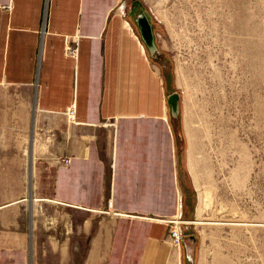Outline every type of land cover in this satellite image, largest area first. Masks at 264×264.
I'll return each instance as SVG.
<instances>
[{
  "label": "crops",
  "instance_id": "crops-1",
  "mask_svg": "<svg viewBox=\"0 0 264 264\" xmlns=\"http://www.w3.org/2000/svg\"><path fill=\"white\" fill-rule=\"evenodd\" d=\"M127 10L125 0H0V87L30 104V202L111 216L100 264H184L168 220L186 229L196 214L189 131L183 118L182 135L174 129V91ZM40 161L53 165L49 199L32 197ZM82 225L75 215V242ZM31 241L0 227V264H35Z\"/></svg>",
  "mask_w": 264,
  "mask_h": 264
},
{
  "label": "rangeland",
  "instance_id": "rangeland-1",
  "mask_svg": "<svg viewBox=\"0 0 264 264\" xmlns=\"http://www.w3.org/2000/svg\"><path fill=\"white\" fill-rule=\"evenodd\" d=\"M125 2L131 17L142 9L152 20L164 57L151 59L178 92L189 131L197 209L183 230L195 241L192 264H264V0ZM21 95L0 87V227L31 235L35 264H100L111 216L28 200L31 108L27 98L17 104ZM52 173L51 163L33 168L32 197L49 199Z\"/></svg>",
  "mask_w": 264,
  "mask_h": 264
},
{
  "label": "water",
  "instance_id": "water-1",
  "mask_svg": "<svg viewBox=\"0 0 264 264\" xmlns=\"http://www.w3.org/2000/svg\"><path fill=\"white\" fill-rule=\"evenodd\" d=\"M133 6H135L133 4ZM135 25L138 29L140 37L145 44L150 57H157V54H160V50L155 41V33L153 31V23L150 21V17L147 15L146 12L140 10L133 16ZM179 94L178 92H172L167 96V103L170 107V115L174 121V129H176L178 135H182V125L180 119V107H179ZM31 141V138H30ZM29 177H30V170H29ZM30 203V202H29ZM191 236L184 235L182 239V247L184 250V257L185 259L193 263L194 259V246L195 241L191 242Z\"/></svg>",
  "mask_w": 264,
  "mask_h": 264
},
{
  "label": "built area",
  "instance_id": "built-area-1",
  "mask_svg": "<svg viewBox=\"0 0 264 264\" xmlns=\"http://www.w3.org/2000/svg\"><path fill=\"white\" fill-rule=\"evenodd\" d=\"M76 52V47L68 44L66 47V53L68 54H75ZM73 114V110L69 109L67 111V115L68 116H72ZM69 158H64L63 160H61L62 164L64 165H68L69 164ZM182 224H183V220H181L180 218H173L168 220V239L169 242L172 246L174 247H181L182 245V239L183 236L185 235L184 230L182 228Z\"/></svg>",
  "mask_w": 264,
  "mask_h": 264
},
{
  "label": "trees",
  "instance_id": "trees-1",
  "mask_svg": "<svg viewBox=\"0 0 264 264\" xmlns=\"http://www.w3.org/2000/svg\"><path fill=\"white\" fill-rule=\"evenodd\" d=\"M141 10H142V9H141ZM150 21L152 22L151 19H150ZM163 57H164V54H162V52H161L160 57H156V59H157V61L161 62V64H162V62H163ZM167 78H168V75H167ZM181 145H182V146L184 145V142H183V141H182ZM184 264H191V263L188 262V261L185 259V257H184Z\"/></svg>",
  "mask_w": 264,
  "mask_h": 264
}]
</instances>
